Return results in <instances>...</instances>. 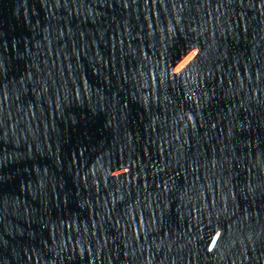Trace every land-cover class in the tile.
<instances>
[{
    "label": "water",
    "instance_id": "water-1",
    "mask_svg": "<svg viewBox=\"0 0 264 264\" xmlns=\"http://www.w3.org/2000/svg\"><path fill=\"white\" fill-rule=\"evenodd\" d=\"M0 264H264V0H0Z\"/></svg>",
    "mask_w": 264,
    "mask_h": 264
}]
</instances>
